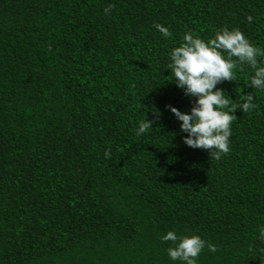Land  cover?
<instances>
[{"label":"trees","instance_id":"trees-1","mask_svg":"<svg viewBox=\"0 0 264 264\" xmlns=\"http://www.w3.org/2000/svg\"><path fill=\"white\" fill-rule=\"evenodd\" d=\"M223 28L264 52V0H0V264H182L169 231L217 246L196 264H264L254 70L217 85L256 105L235 113L220 160L186 146L165 107L194 101L171 81L170 52L186 32L207 41Z\"/></svg>","mask_w":264,"mask_h":264},{"label":"clouds","instance_id":"clouds-1","mask_svg":"<svg viewBox=\"0 0 264 264\" xmlns=\"http://www.w3.org/2000/svg\"><path fill=\"white\" fill-rule=\"evenodd\" d=\"M114 5L104 9L109 14ZM252 17H248L249 23ZM165 38L171 37L169 29L161 24L153 25ZM227 58H225V54ZM264 55L261 49L249 42L239 29L223 28L215 33L213 38L205 41L192 32H186L182 42L169 54L172 80L183 90L184 95L194 98L189 113H183L176 107L166 105L181 122L180 130L187 133L183 143L192 148L207 150L210 159L220 160L230 152L231 124L237 119L235 113L239 110L244 114L256 108L253 93L243 95L240 102H232L218 84L225 81H236L234 69L237 66L248 65L254 70L248 87L264 90V67L259 66V56ZM235 58V59H234ZM243 101V103H241ZM154 119L145 118L139 121L136 135L140 136L153 128L162 113L152 111ZM110 157V151H105V158ZM259 239L264 240V226L259 229ZM162 242H171L174 247L167 248V254L173 261L182 264H196L202 250L207 247L210 252L218 251L216 245L207 243L198 235L178 236L174 231L161 236Z\"/></svg>","mask_w":264,"mask_h":264}]
</instances>
